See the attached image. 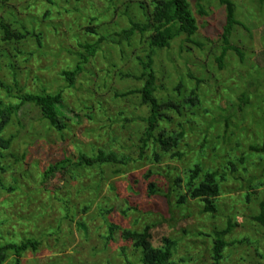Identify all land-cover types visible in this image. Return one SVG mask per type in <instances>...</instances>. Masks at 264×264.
Returning a JSON list of instances; mask_svg holds the SVG:
<instances>
[{"label":"rangeland","instance_id":"374dc122","mask_svg":"<svg viewBox=\"0 0 264 264\" xmlns=\"http://www.w3.org/2000/svg\"><path fill=\"white\" fill-rule=\"evenodd\" d=\"M79 1L80 3L77 0H53L49 3L47 0H12L8 4L9 7L15 8L18 18L23 21H27L30 16L37 17L38 29L46 32L44 47L41 48L45 54H41L42 50H36L19 76L27 89L40 91L43 86H47L50 91H55L66 85L61 72L71 67L76 58L67 50H77L79 41L83 39V33L78 27L73 26L74 29L70 30L75 16L69 12L77 5L81 8L80 5L83 6L86 2ZM91 1L97 7L104 5L100 0ZM235 1L240 7L239 18L250 29L238 27L235 35L243 41L233 38V43L245 51L246 58L243 62L236 53L229 52L225 68L217 69L218 62L215 57L221 51L222 43L219 36L225 23V9L218 0L209 3L201 0L208 11V15L201 16L195 7L198 0H192L199 24L193 39L203 45L185 42L186 38L181 37L173 41L169 49H163L158 53L156 69L159 95L172 91V88L181 81V77L186 78L185 83L188 86H194L196 81L188 78L190 73L208 80L199 86L202 91H209L205 104L212 102L211 105H215L216 100L225 101L226 90L237 102L242 92L256 94L254 86L248 83L263 69L252 53L259 55L258 53L264 50V13L259 8L258 0ZM47 8L53 9L51 17L46 15ZM1 14L0 12V16ZM125 24L123 22V25ZM76 36H80L79 39L75 38ZM132 44V48L125 47L126 58L121 54L123 48L104 44L85 66L86 74L79 75L76 86L65 93V102L60 108L70 118L65 139L60 133L49 129L40 111L32 105H25L21 111L20 121L24 127L20 124L19 118H15L14 124L6 131V135H17L11 148L4 152L13 153L18 157L25 154L24 152L27 155L24 160L19 161L8 156L5 159V169L0 168V179L4 183L15 182L21 189L14 193L0 194V242L16 239L22 233L40 238L42 250L38 254H26L23 257V264H69V260L74 264H126L123 252L129 256L133 255V247L128 245L123 250V246L127 244L122 240L120 233L115 234L116 240L108 242L105 239L109 234L108 223L115 221L122 226L142 229L144 223L156 220L159 225L153 230L154 244H160V239L165 235L181 237L178 257L189 256L199 264H213L212 238L201 233H210L214 228H226L228 215L241 224L228 239L248 237L252 243L227 248L224 254L228 255V258L236 255L249 257L251 262L261 259L256 250L264 254V229L250 218V215L258 214L256 205L243 200L244 197L240 196L242 191L236 183L226 184L225 194L219 199L221 213L225 217L222 214L213 217L211 214L202 213L198 202L191 199L186 209L180 211L176 208L171 211L175 206L174 201L169 204L168 199L161 194L147 196L145 188L148 181L142 178L141 171L134 172L135 175L128 171L113 176L111 170L105 167L108 175L105 179H100V169L87 167L76 173V179L67 175L68 182L65 179H56L51 182L49 188L41 184L44 166L62 157L63 154L73 160L77 159L80 151L77 145L88 151L92 145L97 148L112 145L113 149L121 150L125 154L131 152L134 144L138 142V129L144 125L142 117L146 116L147 109L139 106V98L136 96L125 99L116 97V93L126 92L140 85L132 79H121L118 75L119 71H127L133 66L137 53L148 48L146 43L144 46L139 44L137 36ZM35 48L34 43L27 50ZM129 51L131 55L128 54ZM9 72V60L5 59L1 73L5 76ZM225 78L230 81L229 86L222 85ZM230 87L234 88V92L229 89ZM257 94L261 95L257 97L262 100L264 93ZM0 100L9 101L1 89ZM261 100L258 103H261ZM252 106L249 104L248 110ZM121 110L125 115L120 114ZM253 113L256 117H261L259 110H254ZM248 122L249 118L244 125L246 126ZM82 132H88L91 137H85ZM110 136L116 139L111 141ZM199 139L201 144L202 136ZM211 151L210 148L205 151L208 163ZM138 153L139 149L136 148L134 151L136 157ZM170 162L168 160L165 164ZM165 164L163 163V166ZM177 164L179 167L182 166L180 163ZM136 179L138 184L135 183ZM132 185L141 192L132 193L130 191ZM126 198L129 199L128 203H138L144 210L150 211L148 216L143 212L130 210L127 216L122 217V209L127 207ZM64 199L68 201L74 222L65 218L67 203H64ZM84 207H88L86 211ZM112 207L111 214L105 215L101 211V208ZM76 221L84 222L86 230L80 229ZM138 257L136 255L129 258L133 263L140 264L137 262Z\"/></svg>","mask_w":264,"mask_h":264},{"label":"trees","instance_id":"16d2710c","mask_svg":"<svg viewBox=\"0 0 264 264\" xmlns=\"http://www.w3.org/2000/svg\"><path fill=\"white\" fill-rule=\"evenodd\" d=\"M11 1L0 0L2 13L0 89L5 92L9 100H0L1 169H5V159L8 156L16 161L26 158V152L20 157L4 152L11 148L17 135L5 133L14 124L15 118H19L22 125L20 114L25 105L37 108L48 123L49 129L60 133L65 139L70 120L60 109L65 102V93L76 86L79 75L86 74L85 66L104 44L123 48L121 54L126 58L125 47L132 48L137 36L139 44L144 46L146 43L148 48L137 53L133 66L127 71H119L118 75L121 79H132L140 85L126 92L116 93V97L125 99L136 96L139 98V106L147 109L146 116L142 117L144 125L138 129V142L134 144L131 152L125 154L121 150L113 149L112 145L98 148L92 145L93 148L91 147L89 151L77 145L80 150L77 159L73 160L63 154L62 157L44 166L41 184L49 188L51 182L56 179H65L68 182L67 175L76 179V173L87 167L100 169V179H105L108 175L105 167L111 170L113 176L128 171L132 173L131 175H135L134 172L141 171L142 178L148 181L145 188L147 196L161 194L168 199L169 204L174 201L175 206L171 211L176 208L180 211L186 209L191 199L198 202L202 213L215 217L216 214L223 215L219 199L225 194V185L232 182L236 183L237 187L239 185L243 200L256 205L258 214L250 215V218L264 229V95L262 100L257 97L260 95L257 93H264V50L258 53L259 55L252 53L256 56L257 63L263 66L257 77L248 83L254 86L256 94L242 92L241 96H238V102L226 90L225 101L216 100L215 105L207 101L208 104H205L206 94H209V91H202L199 86L208 80L197 77L194 73L188 75L190 80L196 81L194 86H188L185 83L186 78L181 77V81L172 88V91L159 95L156 69L158 53L163 49H169L173 41L181 37L186 38L185 42L203 45L193 39L199 24L192 0H100L104 3L101 7L95 6L91 0H86L85 5H80L81 8L77 5L69 12L75 16L70 30L74 29L73 26L78 27L83 33V39L79 41L77 50H67L76 58L71 67L61 72L66 85L60 86L55 91H50L47 86H43L40 91H33L21 83L19 76L22 68L31 61L35 51L44 47L46 32L38 29L37 17L30 16L27 21L19 19L15 8L8 6ZM47 1L53 2V0ZM77 1L80 3L79 0ZM200 1L195 2L198 13L201 16L208 15L205 5ZM206 1L209 3L213 0ZM258 1L259 8L264 13V0ZM218 2L225 9V23L219 36L222 43L221 51L215 60L218 62L217 69L223 70L229 52L236 53L241 62L246 58L245 51L241 46L233 43V38H239L235 35L238 27L250 29L239 18L240 7L235 0H218ZM52 13L53 9L47 8L46 15L51 17ZM123 22L126 24L123 25ZM77 37L79 39L80 36L75 38ZM34 43L36 48L27 50ZM142 53H145L144 56L141 55ZM41 54L45 52L42 50ZM128 54L131 55V51ZM5 59L9 60L10 72L3 76L1 72ZM224 80L222 85L229 86L230 81L226 78ZM229 89L234 92L233 87ZM259 100L261 103H258ZM249 104L253 105L250 110L247 108ZM254 110H259L260 118L255 116ZM120 114L125 115V112L121 110ZM247 118L249 122L245 126ZM81 134L91 137L88 132ZM200 136H202L201 144ZM110 137L111 141L116 139L114 136ZM136 148L139 149L137 157L134 154ZM208 148L212 150L210 163L207 162L208 156L205 152ZM168 160L171 162L165 164ZM177 163L182 166L179 167ZM100 183L101 181L99 185ZM135 183L138 184L137 179ZM18 189L20 187L17 183H4L0 179V194L14 193ZM130 191L135 194L141 192L133 185ZM126 200L127 207L122 209V217L127 216L130 210L140 211L148 216L150 211L144 210L138 203H128V198ZM64 203H67L65 218L74 222L68 201L64 199ZM84 208L86 211L88 207ZM101 211L105 215L111 214L113 207L101 208ZM227 219L226 228H214L210 233H201L212 238L213 264H264V254L259 250H256V253L261 259L253 262L249 257L242 255L228 258V255L224 254L227 248L252 243L248 237L228 239L241 224L228 215ZM76 222L80 229L86 230L84 222ZM158 225L154 220L144 223L142 229H136L111 221L108 223L109 234L105 239L108 242L116 240L115 234L120 233L122 240L127 244L123 246V250L128 245L132 246L134 254L130 256L138 255L137 262L140 264H199L192 257L177 256L178 247L182 243L181 237L165 235L160 239V244H154L153 230ZM184 231L187 233L186 229ZM48 247L50 248L51 245ZM41 250L40 238L22 233L16 239L0 242V264H23V257L26 254H38ZM123 253L126 264H135L125 251ZM68 263L74 264L72 260Z\"/></svg>","mask_w":264,"mask_h":264}]
</instances>
